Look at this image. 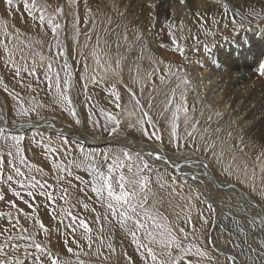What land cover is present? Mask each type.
<instances>
[{
	"label": "snow or ice",
	"instance_id": "obj_1",
	"mask_svg": "<svg viewBox=\"0 0 264 264\" xmlns=\"http://www.w3.org/2000/svg\"><path fill=\"white\" fill-rule=\"evenodd\" d=\"M185 2L186 0H179L181 5H184ZM215 2L222 5L223 14L227 16L230 11L229 4L224 0H215ZM4 3L9 15L18 13L22 6L24 13L33 22L38 23L41 31L50 30L51 36L47 45L49 55L45 57L42 53L38 54L40 68L44 70L43 75L48 92L54 93L53 100L55 104L73 118L75 125L79 126L82 123L76 110L75 99L79 97L81 91L88 89L89 84H104L108 94L112 97V103L118 110V113L114 114L104 108L99 109V114L104 117L105 123L102 127L105 131H108L110 135L116 134L119 132L122 122H126L128 128L141 132L147 141L164 143V130L157 126L151 114V109L155 105L150 100L147 107H145L141 103L137 92L124 83L120 77V59L115 61V67H113L111 59L102 61L98 50L94 48L91 55L95 61V68L91 70L90 74L88 64L85 61L82 66L83 74L79 76V87H77L76 73L73 65L68 62L67 50L61 44V33L67 32L66 25L59 19L64 14L62 8H57L54 13H49L47 11L48 6L38 2V0H4ZM147 7L155 8V4L149 0ZM88 12L91 13V9H88ZM149 17L151 26L149 30H151V28L156 27L157 17L154 12H149ZM192 19L194 24L199 25L200 31L204 32L205 35L212 34L211 29L206 28V24L209 23L206 14L196 11L192 14ZM87 22L85 20V23ZM233 22L235 23V21ZM218 23L213 16L210 24L218 25ZM177 28L180 33L179 36L176 34ZM184 29V21L181 19L177 25L171 14L165 18V22L161 25V32L166 33L170 39L172 46L170 50L178 53L181 58L187 59V49L181 43V41H186L189 38L185 36ZM73 30L75 32L74 39L78 41L81 34L78 13L74 17ZM189 33H191V29H189ZM19 36V29L9 31L7 22L0 21V48L3 49L5 62L12 65L16 77H21L22 74L31 76L39 83L40 78L37 72L36 60L33 59L32 66H28L27 56L24 54L23 48L19 46L20 43H23V41H19ZM192 38L198 40L196 36H192ZM125 39H127L126 36ZM36 43L43 45L44 42L38 40ZM26 46L33 47L32 44ZM159 46L161 48L169 47L163 40H161ZM205 51H208L207 46ZM17 52L20 53L19 60L23 63H17ZM34 55H37V53H34ZM78 55L83 56L84 54L80 52ZM58 56L63 59L62 68L59 71H54L53 63ZM45 60H47L46 64L44 63ZM153 63L164 65V74H161L159 79L161 84L169 86V92L165 94L161 115L165 112L170 113L168 143L174 145V150H176L182 147L179 134L181 116H183L184 131L187 138H193V133L196 132L199 125V121L190 116L191 110L188 105L187 93L191 81L185 74H182L183 69L179 65L165 63L163 59L153 60ZM61 71L63 75H61ZM155 71L160 72L161 70L157 67ZM257 72L261 77H264V64L260 65ZM153 75V72L147 73L148 77ZM115 81H118L119 85L127 90L128 104H131V108L122 103L120 92L117 90L118 85ZM133 82L142 86L143 78L139 76V73H137ZM0 84H4L2 78H0ZM173 84L175 87H171ZM26 87L35 91L30 83ZM4 90L5 92L8 91L6 84H4ZM12 95L13 99L18 101L16 115L21 118V127L24 123L29 122L24 119L25 117H30L32 113L39 115L38 108L44 107L43 104L36 103L25 106L23 97L19 94ZM86 107L88 108L87 121L93 127L101 126L99 120L93 118L96 115L93 106L86 105ZM216 115L220 114L216 113ZM208 120H211V116L208 117ZM109 124L112 125L110 128L108 127ZM203 131L207 133L209 130L204 128ZM215 131L219 132L220 129L217 128ZM228 135L231 137L232 133L229 132ZM23 140V136L8 134L5 128L0 127V185L7 184L12 195L16 198L6 202L8 211H0V218L7 221L6 225L0 228V264H26L29 259H31L32 264H73L70 259H61L51 250L52 229L45 224L40 216L41 204L38 197L45 201L43 207L50 219L58 224H63L65 220L70 221L65 227L71 233V243L75 244L78 249H81V245L75 235L77 228L82 229L81 238L87 242L90 250L94 243L92 227L85 219L73 212L74 208L80 206L83 211H91L95 214V223L99 225L96 236L99 241L96 248L98 255L101 254L100 248L105 245L110 251L115 252L111 238L112 229H108L107 240L103 234L105 225H111L112 227L118 225L125 233L129 243L134 246V250L139 257V264H192L191 259H189L192 255L212 259L208 252L196 243L203 238V234L198 235L196 220L191 215L193 208L191 197L187 198L185 205L179 206L175 221H170L169 217L159 211L155 204L149 203L147 190L150 180L144 173L150 170V165L143 159L141 153L137 152L134 156L131 152L125 150L120 154H100L85 152L83 146H81L78 149V154H76L77 150L69 147L67 137L62 140L60 145H53L49 141L44 144V149L51 159L50 172L54 182L50 183L47 179L50 173L28 161L25 149L22 146ZM183 146H187L186 141ZM206 147H209L212 151L215 150L214 144L206 145ZM239 151L243 153L244 149L241 148ZM222 154L223 150H221V156ZM148 155H155L156 159L159 160L166 159L158 152L148 153ZM262 157H264V152L256 156L254 164L251 166L246 160L236 164L237 171H242L253 182V190H255L254 181L256 178L255 164L261 165L260 171L264 174ZM232 159L235 163L237 157L233 155ZM6 166L7 173L5 172ZM179 167L178 164L173 165L175 169H179ZM250 167L251 172H249ZM224 171L230 172L231 165L225 168ZM34 172L40 173L44 178L38 179L33 174ZM192 179L195 180L197 177L193 176ZM157 182H159V178ZM175 182L176 177L173 176L172 183L175 184ZM13 183L18 186L19 190L12 188ZM160 186L164 187L163 184ZM57 188L60 193L58 197L55 195ZM89 192L91 195H88ZM172 192L175 193V188L172 189ZM76 193L80 195H76ZM260 195L261 198H264V191H261ZM86 199L92 200L94 206L90 208L89 203L85 202ZM73 200L75 203H73ZM2 201H5V195L0 190V202ZM58 202L62 205L59 208H57ZM205 203L210 211H215L211 203L207 201ZM20 204H23L29 211H25L24 208L20 207ZM98 207L102 211L98 212ZM252 207L258 206L253 205ZM242 211L248 212V209H242ZM249 215H251L250 219L245 217L243 220H237L238 232L245 234L247 228H251L254 232L257 229L264 232V210L256 212L254 215L249 213ZM21 217L32 227H25L21 223ZM197 218L203 224L209 223L203 213H198ZM45 240L47 243L44 242ZM208 242L215 246L214 241L209 240ZM63 243L66 252L77 256V264H85L83 260H79L80 253H74L73 248L68 246V239H65ZM260 243L261 250L258 253V264H264V241ZM256 251L255 247L249 245L250 253L255 254ZM124 258L127 260V264H137L136 259L129 256L127 252L124 253ZM252 260L253 255H246L241 264H247ZM227 261L236 264V257L229 255Z\"/></svg>",
	"mask_w": 264,
	"mask_h": 264
},
{
	"label": "rangeland",
	"instance_id": "obj_2",
	"mask_svg": "<svg viewBox=\"0 0 264 264\" xmlns=\"http://www.w3.org/2000/svg\"><path fill=\"white\" fill-rule=\"evenodd\" d=\"M64 1L65 0H38V2L46 4L47 11L49 13H54L57 8H62L64 10ZM68 1V0H67ZM91 1L93 0H69L67 2L68 10L67 15H62L59 17L60 21L66 25L67 32L61 33V44L63 48H65L68 52V62L73 65L74 72L76 73V81L77 87H79V76L83 74V64L85 61L88 64L89 71L91 74V70L95 68V61L91 55V52L94 48L98 50L99 56L101 60L111 59L112 66L115 67V61L117 59L121 60L120 65V77L123 79L124 83L128 84L132 87L143 105L147 107L149 101L155 105L151 109V114L157 124V126L164 130V143L161 144L159 142L147 141L141 132L136 129H131L127 127L126 122H122L120 130L116 134L110 135L108 131L103 129V125L105 123L104 117L99 114V109L104 108L105 110L112 112L114 114L118 113V110L115 108L114 103H112V97L108 94V91L105 89L104 84L92 85L89 84L88 89L86 91H81L78 98L75 99V106L79 118L81 119V125L77 126L74 123L73 118L64 110H62L58 105L55 104L53 100L54 93H49L47 89V84L44 80L43 69L40 68V57L39 53H42L45 57L49 55L48 50V42L51 36L50 30L45 29V31H41L38 23L33 22L23 10L21 9L18 13H14L9 15L4 0H0V21H6L9 25V31H14L15 29H19L20 36L19 41H23L20 43V47L23 48L24 54L27 56L28 66H32V60H36L37 64V72L40 78V82L37 83L36 79L31 76L23 75L21 77H16L12 65L10 63L5 62V55L3 53V49L0 48V78L3 79L4 84L7 85L8 91L5 92L4 84H0V109L4 111L5 121L9 127L21 125V118L16 115V111L18 108V102L16 99H13L12 94H19L23 97V101L25 106H29L30 104H43L44 107L38 108L39 115L32 113L30 117H25V120L28 121H37L45 120L48 118H57L62 122H65L69 125H72L77 131H81L82 134L88 136L92 140L100 141L108 138L115 137H128L135 142L147 143L151 145H155L160 151L164 152L168 159L170 160H180V159H189L192 156L191 153H194V156L203 157L207 162L208 166L211 170H215V178L218 180H225L230 184L238 187L242 192H246L245 195L252 201L256 202L261 206V209H264V198H261V191H264V181L262 177L264 176L261 171V165L255 164L256 170V178L254 181L255 190H253L252 181H250L242 171H237L236 164L240 163L242 160H246L247 163L251 166L254 164L255 158L261 152H264V147L260 143L250 144L251 150L246 149L245 146L242 148L244 152H237L239 149H234V143H231L224 134L219 131L216 132L217 124H215L214 120H208L210 114L202 115L205 109L202 107H195L194 104H191L192 96L191 89L189 86V91L187 93L188 105L190 108V116L194 118V120L199 121V125L197 127L196 132L193 133V138L189 139L185 135L184 124H183V116H181V124H180V143L182 145L181 148L174 150V145L168 143L169 134H168V119L170 118V113L165 112L161 115L163 110V104L165 101V94L169 92V86L167 84H161L159 76L163 73L164 65L162 64H154L153 60L163 59L155 54L152 50V45L147 44V42H143L141 37V32L130 28V34L127 36L125 34V29L127 27V23L123 27L119 20L115 21L110 16H103L101 11L97 8V3H95V8L92 7ZM88 9H91V13L88 12ZM78 13L80 17V36L77 39H74L75 33L73 31L74 17ZM81 14V15H80ZM72 15V16H71ZM68 19V20H67ZM227 19V18H225ZM222 19L221 21H224ZM232 19V18H231ZM235 19V18H234ZM233 19V20H234ZM253 19V17H251ZM85 20L88 22L85 23ZM105 20V21H104ZM220 21V23H221ZM244 21V19H241ZM234 24V22H232ZM215 26V25H213ZM252 24L246 25V28L251 27ZM125 28V29H124ZM207 28H210L209 26ZM129 29V28H128ZM188 29V30H187ZM190 27L184 29L185 36L189 37V44L191 47L190 55L192 54L193 58L198 54V46L197 44L200 41V38L193 39L191 33H189ZM154 30V31H153ZM152 31L154 33L155 41L158 45H160L161 40L164 43L169 45L168 48H162L161 51L170 52L175 55L178 53L172 52L170 39L167 37L166 33L161 32L157 28H154ZM186 30V31H185ZM87 31V32H86ZM188 32V33H187ZM187 33V35H186ZM210 39L212 41L220 42L228 39L229 37H233V28H227L225 31H213L211 29ZM129 34V33H128ZM177 36H179V30H176ZM235 34V33H234ZM136 35V36H135ZM125 36L127 39H125ZM139 37V39H138ZM66 38V41H65ZM43 41V45L37 44L36 41ZM83 42V43H82ZM197 42V43H196ZM54 43V42H53ZM184 44V41H181ZM32 44L33 47L29 48L26 45ZM87 45V46H85ZM150 45V46H149ZM209 45V49L211 45ZM69 46V47H68ZM152 49H151V48ZM160 47V46H159ZM188 48V47H187ZM214 48V47H213ZM211 48L210 50H212ZM83 52V56L78 55V53ZM37 53V55H34ZM187 54V52H186ZM88 55V56H87ZM137 55V56H136ZM20 53H16L17 63H23L19 60ZM181 58V57H180ZM181 58L179 61L175 63H171L173 65H179L183 69L185 62ZM164 60V59H163ZM165 63H170L164 60ZM47 63V60L44 61ZM63 59L59 56L56 61L53 63V70L59 71L62 68ZM159 68L161 71L156 72L155 69ZM175 70V69H173ZM81 72V73H80ZM153 72L154 75L152 77H148L147 73ZM137 73L139 76L143 78V84L134 83V78H136ZM61 75L63 72L61 71ZM117 82V90L120 92L122 103L126 104L129 108H131V104H128L129 96L127 90L120 86ZM32 84L33 89L35 91L26 87L27 84ZM171 87H175V85H171ZM178 99V97H177ZM11 101V102H10ZM195 101V100H194ZM17 102V103H16ZM3 108H2V106ZM86 105H92L93 109L96 112V115L93 117L94 119L99 120L100 125L98 127H93L90 122L86 121V114L88 108ZM86 107V108H85ZM87 109V110H86ZM204 110V111H203ZM205 116V117H204ZM208 116V117H207ZM1 117V111H0ZM207 117V118H206ZM212 117V116H211ZM43 118V119H42ZM15 122V123H14ZM221 123V122H220ZM219 123V125H220ZM42 124V123H41ZM88 124V126H86ZM218 128L221 130L220 126ZM112 125L109 124L110 128ZM43 127V125H42ZM204 128H208V132L205 133L203 131ZM9 134V133H8ZM17 136H23L24 140L22 142V146L25 149V155L28 158L30 163L36 164L38 167H42L46 172H49V176L47 177L50 183H53L52 174L50 172V164L51 159L49 158V154L46 153L44 149V144H47L49 141L53 145H60L62 140L65 138L62 136H57L53 133H50L46 130L41 129H29L24 130L18 134H11ZM82 136V135H81ZM67 139L69 141V147L77 150L83 146L77 140H71L68 136ZM185 141L187 142V146L184 147ZM215 145V150H210L206 145ZM85 152L92 153H112V154H120L126 149L118 148L115 146H105L102 148H90L83 146ZM221 150H223V154L221 156ZM6 151V150H5ZM131 152L134 156L136 153ZM249 153H248V152ZM249 154L246 155L245 154ZM239 153V154H238ZM179 154V155H178ZM182 154V156H181ZM187 154V155H186ZM142 155V154H141ZM233 155L237 157L236 162H233ZM143 156V155H142ZM181 156V158H180ZM185 156V157H184ZM179 158V159H178ZM7 159V157H6ZM143 159L146 160L150 165V170L144 173L149 177L150 184L148 187V195H149V203L155 204L157 209L167 215L170 221H175L176 213L179 211L180 205H185L187 203V198L191 197V203L193 205L191 215L196 220L197 232L199 234H203V238L196 243L208 252L209 256L213 259H208L207 257H198L196 255H192L189 257L191 259L192 264H231L230 261H227V257L229 255L236 257V264H241V261L245 260L246 255H253V260L251 262H247V264H258L259 256L258 253L261 250V243L259 241L262 240V232L257 229L255 232L251 228H247L245 234L239 233L237 230V220H243L245 218V214L242 213V207L240 205L234 204L232 202V206L230 203L225 202V196L221 195L215 189V195L219 198L215 199V203L219 204L220 210V219L216 232L219 241L225 242L229 251H224L217 243L215 247L212 243H209V240L214 241L216 238L215 233V224H216V216L215 211H210L206 206V198L202 195L201 190L198 189L196 184H192L187 181L186 177L175 171L173 168L168 167H158L154 165L150 161H148L144 156ZM190 161V162H189ZM262 162H264V157H262ZM193 164V161H181L179 163L171 164ZM231 165V171L225 172L224 169ZM185 166V165H183ZM182 166V167H183ZM198 166L199 165H193ZM26 170V169H25ZM198 170V169H197ZM251 170V167L249 168ZM7 166L5 168V172L7 173ZM204 171V170H202ZM37 176L38 179H42V175L40 173H33ZM197 174V173H196ZM195 174V175H196ZM261 175V176H259ZM176 177L175 184L172 183V177ZM200 179L206 182L208 191L212 186L214 187V182L212 181V185L207 182V178L205 176L200 175ZM205 177V178H204ZM261 177V178H260ZM159 178V182L158 181ZM203 178V179H202ZM163 184L162 188L160 185ZM246 188V190L243 189ZM12 188L19 190L18 186L13 183ZM175 188V193L172 192V189ZM0 190L3 191L5 195V201L0 202V211H8L7 201L16 199L12 192L9 190L7 184L0 185ZM253 192V193H252ZM55 195L57 197L60 195L59 189L57 188ZM76 195H80L76 193ZM88 195H91L89 192ZM249 195V196H248ZM183 197V199H182ZM198 197V199H197ZM234 197V196H233ZM94 199V197H93ZM220 199V200H219ZM38 200L41 204L40 207V216L52 229L51 235V250L55 255H58L61 259H70L73 264H77V256L74 254H70L65 251L63 241L65 239L69 240V247H72L75 252H79V260H83L85 264H127V260L124 258V253L127 252L129 256H132L136 259L137 264H139L138 254L134 250V246H132L128 239L125 236V233L119 228L118 225L112 227L111 225H105L104 237L107 240L109 232L108 229L111 228V238L113 242V246L115 248V252L110 251L106 245L100 248V255L97 254L96 248L99 241L96 239L98 234L99 225L95 223V214L91 211H83L80 206H77L73 209L74 214L79 215L81 218L85 219L89 225L93 229V239L94 243L91 250L87 246V242L81 238L82 229L77 228V232L75 233L77 240L81 245V249H78L75 244L71 243V233L65 227L70 221L65 220L63 224H58L56 221L50 219L47 214V211L43 207L45 201L42 198L38 197ZM238 201V200H237ZM19 203V201H17ZM85 202L89 203L90 208L93 205L92 200H85ZM208 202V201H207ZM240 202V201H239ZM263 202V203H262ZM73 203L75 201L73 200ZM223 204L221 206V204ZM226 206H225V205ZM229 204L231 206H229ZM62 205L58 202L57 208ZM214 206V205H213ZM236 206V207H235ZM238 206V207H237ZM20 207L24 208L25 211H29L23 204H20ZM215 208V207H214ZM97 211H102L99 207ZM198 213H203L205 217H207L209 223L203 224L198 218ZM244 214V215H243ZM243 216V217H242ZM7 223L6 219L0 218V228L5 226ZM21 223L28 228H31L32 225L21 217ZM103 223V221H102ZM11 227L10 225H8ZM259 237V238H258ZM42 238V237H41ZM257 239V240H256ZM205 240V241H204ZM202 241V242H201ZM247 241V242H246ZM47 243V241H44ZM204 242V243H203ZM203 243V244H202ZM230 244V245H229ZM249 245L256 248V253L249 252ZM217 247V248H216ZM231 247V248H230ZM34 251V250H33ZM22 254V253H21ZM210 262V263H209ZM26 264H32L31 259L26 261Z\"/></svg>",
	"mask_w": 264,
	"mask_h": 264
},
{
	"label": "bare ground",
	"instance_id": "obj_3",
	"mask_svg": "<svg viewBox=\"0 0 264 264\" xmlns=\"http://www.w3.org/2000/svg\"><path fill=\"white\" fill-rule=\"evenodd\" d=\"M67 2H69V0L64 1V15H67ZM148 2L149 0H93L91 4L92 7L95 8V3H97V7L93 10L98 8L103 16H110L111 18H115L113 20H119L121 23H124V25L122 24L123 27L127 23L126 29L124 28L127 36L131 35L129 31L130 28L133 30L135 29L137 33L140 31L143 42L151 44L153 49L150 48L155 54L170 63H175L181 58L173 53L161 51L162 48L159 47L154 38V28L149 30L151 27L149 12H154L157 17L155 28L158 30H161V25L165 22V18L169 17V14L174 17L177 25L182 19L185 24V29L190 27L191 35L200 38L197 44L198 54L195 55L194 58L192 54L190 55L189 53L191 51L188 42L189 38L184 41V45L187 49V59H182L185 62L182 74H185L191 81L190 89L193 99L191 100V104H194L195 107H201L202 105L205 109L202 115L210 114L212 116L211 118L215 121L214 123L217 124V128L221 122L219 125L221 128L220 131L231 143H234L233 148L236 149V151L243 146L251 150L250 144L255 143H260L264 147V77H261L257 72L260 65L264 64V0H224V2L229 4L230 9L227 16L223 14L222 5L217 4L215 0H186L184 5H181L179 0H150L151 3L155 4V8L147 7ZM196 11L206 14L207 20L209 21V23L206 24V28L209 26L213 31L217 30L223 32L231 27L233 28V37L231 36L220 42L212 41L210 35H205L204 32L200 31L199 25L194 24L192 14ZM121 13H123V15H121ZM213 16L219 22L218 25L213 26L210 24ZM242 17L244 21H241ZM251 17H253V19H251ZM222 19L225 20L221 21ZM233 21H235L234 24L232 23ZM247 24H252V26L246 28ZM208 44L211 45V48H214L210 50L211 48L209 49ZM206 46L208 47V51H205ZM0 111V125H5L4 111L1 109ZM216 113L220 115H216ZM59 119L53 117L48 118V120L45 119L37 122L39 125H43V130L57 136H68L71 140L79 138L77 142L85 147H93L95 143L102 144V140H92L88 136L82 134L81 131H77L72 125L62 122ZM35 122L29 121L28 123H24L22 127L19 125V131H24L27 128L25 126H30V128L38 126ZM86 126H88V124ZM229 132L232 133L231 137L228 135ZM15 133L18 134L20 132H14L13 134ZM110 140H114L118 148H124L134 153H144L143 156L158 167L166 168L169 166L173 168L174 164H171V162L179 163L181 161H193V164L190 163L187 165L185 163L181 164L179 169H173L185 176L190 183L196 184L198 189L201 190L202 195L206 198L205 200L214 205L216 216L214 233L216 234V238L214 242L223 248L222 250L224 251H229V248L225 242L219 241L216 232L221 222V208L219 204L215 203L218 200L215 201V199L219 198L215 195V189L218 191V195L220 193L226 197V203L232 205V202L235 201L234 204L240 205L243 209H248V212L241 211L245 214V217L249 219L251 218L249 213L254 215L256 212L264 210L261 209V206L255 201L252 202L245 195L246 192H242L233 184H227L225 180L221 181L215 178V170H211L208 166V162L203 157H197L194 156V153H191L192 156H190L189 159L186 157V159L170 160L168 156L155 145L135 142L128 137L108 138V141ZM241 140L243 141L242 143ZM156 152L166 159L159 160L156 159L155 155H148V153ZM237 152H239V150ZM193 165H199V168ZM249 172H251V170H249ZM200 175L205 176L207 182L211 185L213 184L212 181L214 182L215 185L214 187L212 186L213 191H211V189L209 191L206 189V182L203 178V181L200 179ZM193 176L197 177V179L193 180ZM262 180L264 181V176ZM243 189L246 190L245 187H243ZM230 204L229 206H231ZM222 205L223 204H221V206ZM253 205H257L258 207L253 208ZM262 236V240L259 239L260 242L264 241V232H262Z\"/></svg>",
	"mask_w": 264,
	"mask_h": 264
},
{
	"label": "water",
	"instance_id": "obj_4",
	"mask_svg": "<svg viewBox=\"0 0 264 264\" xmlns=\"http://www.w3.org/2000/svg\"><path fill=\"white\" fill-rule=\"evenodd\" d=\"M7 126V127H6ZM19 125H17V126H12V127H9L7 124H2V125H0V127H3V128H5L6 129V132L7 133H9V134H13L14 132H22L23 130H21V131H19V127H18ZM25 126V125H24ZM25 127H27L26 129H25V131L26 130H28V128L29 129H41L42 128V125H38V126H36V127H31L30 128V126H25ZM7 128H9V129H7ZM105 146H117L116 145V143H115V141L114 140H110V141H108V139H104L103 141H102V144H100V143H95V145H93V147H90V148H102V147H105ZM142 155L144 154V153H142V152H140ZM171 168V167H170ZM210 179V178H209Z\"/></svg>",
	"mask_w": 264,
	"mask_h": 264
}]
</instances>
